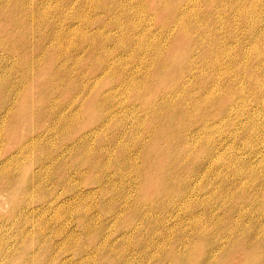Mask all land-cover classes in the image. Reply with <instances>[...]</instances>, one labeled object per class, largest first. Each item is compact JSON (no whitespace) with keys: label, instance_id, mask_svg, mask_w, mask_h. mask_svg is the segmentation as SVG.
<instances>
[{"label":"rangeland","instance_id":"obj_1","mask_svg":"<svg viewBox=\"0 0 264 264\" xmlns=\"http://www.w3.org/2000/svg\"><path fill=\"white\" fill-rule=\"evenodd\" d=\"M0 264H264V0H0Z\"/></svg>","mask_w":264,"mask_h":264}]
</instances>
